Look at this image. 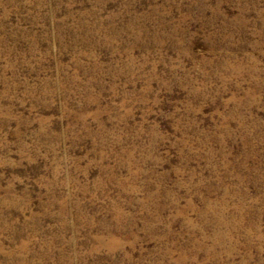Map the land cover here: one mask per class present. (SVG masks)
I'll return each mask as SVG.
<instances>
[{
  "label": "rangeland",
  "instance_id": "rangeland-1",
  "mask_svg": "<svg viewBox=\"0 0 264 264\" xmlns=\"http://www.w3.org/2000/svg\"><path fill=\"white\" fill-rule=\"evenodd\" d=\"M0 264H264V0H0Z\"/></svg>",
  "mask_w": 264,
  "mask_h": 264
},
{
  "label": "bare ground",
  "instance_id": "bare-ground-1",
  "mask_svg": "<svg viewBox=\"0 0 264 264\" xmlns=\"http://www.w3.org/2000/svg\"><path fill=\"white\" fill-rule=\"evenodd\" d=\"M210 208V207H209ZM211 209V208H210Z\"/></svg>",
  "mask_w": 264,
  "mask_h": 264
}]
</instances>
